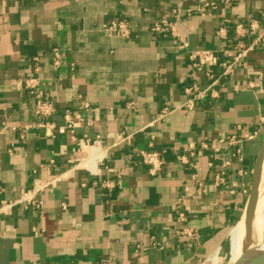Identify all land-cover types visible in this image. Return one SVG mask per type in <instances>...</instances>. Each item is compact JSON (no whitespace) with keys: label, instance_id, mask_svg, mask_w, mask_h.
I'll return each mask as SVG.
<instances>
[{"label":"crops","instance_id":"crops-1","mask_svg":"<svg viewBox=\"0 0 264 264\" xmlns=\"http://www.w3.org/2000/svg\"><path fill=\"white\" fill-rule=\"evenodd\" d=\"M208 1L0 0V204L44 185L40 207L0 214V264L219 263L264 138V0ZM30 76L45 127H25Z\"/></svg>","mask_w":264,"mask_h":264},{"label":"built area","instance_id":"built-area-1","mask_svg":"<svg viewBox=\"0 0 264 264\" xmlns=\"http://www.w3.org/2000/svg\"><path fill=\"white\" fill-rule=\"evenodd\" d=\"M202 4L205 6H212L213 2L208 0H200ZM237 28L243 29L242 25L239 23L237 24ZM110 29L119 35L127 36L129 33V29L127 26V23L124 21H116L111 23ZM152 29L156 32H164V31H170L171 33H174V26L172 23L163 20L160 23H155L152 27ZM55 55H57L55 51ZM242 56V53H238L233 60V63L230 64H224L226 73L229 71V69L232 67V65L236 62V60ZM191 58H198V63H209L212 64L215 62L216 58L215 56L208 51H201L196 54L191 55ZM39 56L33 57V63H34V70L37 71L38 69V62H39ZM59 64V60L57 57H55L54 65L57 66ZM215 80L209 84L208 87L205 89H200L196 85L192 84L185 88V95L186 100L184 103V106L188 109H191L196 106V104L199 101H203L207 99L208 97L216 96V91L214 89L215 87ZM24 86L29 89L32 93L35 94L37 97V103L34 107V117L35 121L31 125H26L25 127H45V119L48 115L51 114L53 111L52 104L48 101H43L41 99L42 97V91L39 86V81L37 77L30 76L24 80ZM64 128L60 127L59 131H63ZM206 147V145H205ZM142 160L144 163L150 165L151 172L158 171L161 167L162 161L159 157V154L155 151H146L141 153ZM219 181L222 180L221 177H218ZM43 184L36 185L33 189L30 190H22L20 191L19 198L14 201H4L0 204V214L6 213L11 207L17 204H24L25 208L29 207H35L38 208L41 206V202L37 201L35 199V194L43 187ZM179 219L181 221H184L186 219V216L183 213L179 214ZM184 234L190 235V232L188 230L183 231Z\"/></svg>","mask_w":264,"mask_h":264},{"label":"bare ground","instance_id":"bare-ground-1","mask_svg":"<svg viewBox=\"0 0 264 264\" xmlns=\"http://www.w3.org/2000/svg\"><path fill=\"white\" fill-rule=\"evenodd\" d=\"M263 181L264 163L261 173V184ZM253 227L254 230L256 228L259 234L258 239H256L255 237H245V222L243 218L237 225H235L231 229L228 237V243L230 248L229 254H231L229 264L235 262L241 254H244L245 256V264H264V243L261 239L264 234V191L261 192L257 201ZM225 242H227V240H225ZM212 264H216L215 261H213Z\"/></svg>","mask_w":264,"mask_h":264},{"label":"water","instance_id":"water-1","mask_svg":"<svg viewBox=\"0 0 264 264\" xmlns=\"http://www.w3.org/2000/svg\"><path fill=\"white\" fill-rule=\"evenodd\" d=\"M263 163H264V138L262 140L260 150L255 160L250 191L247 198L244 216H243L245 222V237H249V238L253 237L252 234L254 229L253 227L254 215H255V210L259 195L262 192L261 173L263 169ZM232 264H245L244 254H241L238 257V259Z\"/></svg>","mask_w":264,"mask_h":264},{"label":"rangeland","instance_id":"rangeland-1","mask_svg":"<svg viewBox=\"0 0 264 264\" xmlns=\"http://www.w3.org/2000/svg\"><path fill=\"white\" fill-rule=\"evenodd\" d=\"M262 192L264 191V181L262 182ZM253 237H255L256 239H258V232H257V230H256V228H255V230L253 229ZM262 240H263V243H264V234H263V236H262V238H261ZM230 248H229V243L227 244V247H225V249H224V252H223V256H221V258L219 259V260H217L219 263L218 264H229V261H230V256H231V254H229L230 253ZM226 253V254H225ZM228 254V255H227ZM221 260V261H220ZM209 264H211V263H209Z\"/></svg>","mask_w":264,"mask_h":264}]
</instances>
